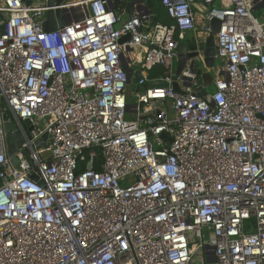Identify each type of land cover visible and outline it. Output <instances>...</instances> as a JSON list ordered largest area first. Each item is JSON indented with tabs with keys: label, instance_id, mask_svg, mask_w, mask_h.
Masks as SVG:
<instances>
[{
	"label": "built area",
	"instance_id": "obj_1",
	"mask_svg": "<svg viewBox=\"0 0 264 264\" xmlns=\"http://www.w3.org/2000/svg\"><path fill=\"white\" fill-rule=\"evenodd\" d=\"M46 1L0 0V264H264V0H161L172 25L72 0L56 31ZM215 18L213 78L196 64Z\"/></svg>",
	"mask_w": 264,
	"mask_h": 264
},
{
	"label": "water",
	"instance_id": "obj_2",
	"mask_svg": "<svg viewBox=\"0 0 264 264\" xmlns=\"http://www.w3.org/2000/svg\"><path fill=\"white\" fill-rule=\"evenodd\" d=\"M143 0H140L142 2ZM69 0H47L46 5L48 11L46 12L45 21L43 22V27L46 31H56L58 28H62L64 26L63 16L65 10H62L61 7ZM28 4H30L28 2ZM210 27V34L205 41V65L207 68L211 69L215 66V59H216V40L215 36L219 33L221 22L218 19H213L209 23ZM4 33V26H0V36ZM129 40V36L124 37L121 40V43ZM193 48L190 47L188 43H181L177 48L178 53V66L176 70V75H180L182 70L186 67L187 62L189 60L194 61V59L198 56L197 52H192ZM194 63V62H193ZM138 83L139 81V74H137L132 82ZM160 86L166 87V84H160ZM174 88L177 92L180 91L179 86L174 84ZM207 92H202V96H206ZM130 108V106H129ZM3 120V128L5 132V139L7 144V152L10 156L15 155L16 152L20 151L23 146V139L21 134L17 131L16 123L14 120L10 118L9 115L5 114L2 118ZM25 124L27 126L31 125L30 120H26ZM30 130L33 129L32 126L29 128ZM48 135L45 134L42 136L41 139L37 140L35 145L37 148H41L43 143L47 140ZM162 139L166 140L168 143H171V139L163 134ZM14 164H17V160H13ZM33 180H37L36 177H33Z\"/></svg>",
	"mask_w": 264,
	"mask_h": 264
},
{
	"label": "trees",
	"instance_id": "obj_3",
	"mask_svg": "<svg viewBox=\"0 0 264 264\" xmlns=\"http://www.w3.org/2000/svg\"><path fill=\"white\" fill-rule=\"evenodd\" d=\"M143 3L146 7V9L151 13L152 17H153V22L154 24H165V25H172L173 24V20L168 16V14L166 13V11L163 9L162 5H161V0H143ZM121 8H125L127 10H129V8L127 7V5L124 3L122 4ZM186 43H188L190 45L191 48H195V43L193 39L187 40L185 41ZM163 69L161 68H154L151 70L150 72V76L151 77H157L163 74ZM211 78L209 76L206 77V82L210 83L211 82ZM136 85H133L132 82V87H135ZM132 103V102H130ZM98 167H95V169H97ZM80 170H84V166L81 167Z\"/></svg>",
	"mask_w": 264,
	"mask_h": 264
},
{
	"label": "rangeland",
	"instance_id": "obj_4",
	"mask_svg": "<svg viewBox=\"0 0 264 264\" xmlns=\"http://www.w3.org/2000/svg\"><path fill=\"white\" fill-rule=\"evenodd\" d=\"M69 1H72V0H69ZM214 7H216V8L219 7V3H218V2L215 3V4H214ZM255 15H256L257 17H261V15H260L258 12H256ZM149 21L152 22V21H153V17H150ZM220 65H221L220 60H215V66H214L213 68H211L210 70H208V69H205V68L203 67V64H202L201 62H197V64H196V68L199 69L203 75H206V74H207V75H210L211 77L215 78V77H216V73H215V71L217 70V67L220 66ZM177 66H178V60L175 59V62H174V71H175V72H176V70H177ZM133 79H134V78H133ZM133 85H136V83H135L134 81H133ZM207 91H208L209 93L213 92V86H209V87L207 88ZM133 92H134L133 87L130 86V87H129V98H130V101H131L132 103H134V100H133ZM127 119H128V120H132L133 118L129 116V117H127Z\"/></svg>",
	"mask_w": 264,
	"mask_h": 264
},
{
	"label": "crops",
	"instance_id": "obj_5",
	"mask_svg": "<svg viewBox=\"0 0 264 264\" xmlns=\"http://www.w3.org/2000/svg\"><path fill=\"white\" fill-rule=\"evenodd\" d=\"M77 1H79V2H77ZM73 2H77L74 6V9H73V11H75V16H76V18H80V17H82L83 16V14H85V12L87 11V8H86V1L85 0H73ZM130 8H134V6L132 5ZM129 8V9H130ZM132 10V9H131ZM134 10H136L135 8H134ZM65 15V14H64ZM129 15L130 14H125V15H123L124 17H129ZM63 18H64V16H63ZM63 21L65 22V19H63ZM66 21H67V23H68V19H67V15H66ZM201 25H200V32H201ZM195 35H196V33H191V34H188V36H187V39L185 40V41H187V40H189V39H192L193 37H195ZM184 41V43H186ZM200 257V256H199ZM208 264H216V260H215V258L214 257H210V260H209V262H208Z\"/></svg>",
	"mask_w": 264,
	"mask_h": 264
},
{
	"label": "bare ground",
	"instance_id": "obj_6",
	"mask_svg": "<svg viewBox=\"0 0 264 264\" xmlns=\"http://www.w3.org/2000/svg\"><path fill=\"white\" fill-rule=\"evenodd\" d=\"M77 2H79V1H77ZM77 2H76V3H77ZM0 5H1V4H0ZM74 5H75V4H74ZM74 5L71 6V7H73V9H74V7H75ZM86 8H87V4H86ZM66 14H67V13H65V15H64V19H65V22L67 23V21H66Z\"/></svg>",
	"mask_w": 264,
	"mask_h": 264
},
{
	"label": "flooded vegetation",
	"instance_id": "obj_7",
	"mask_svg": "<svg viewBox=\"0 0 264 264\" xmlns=\"http://www.w3.org/2000/svg\"><path fill=\"white\" fill-rule=\"evenodd\" d=\"M193 39V38H192ZM190 40V39H189Z\"/></svg>",
	"mask_w": 264,
	"mask_h": 264
}]
</instances>
